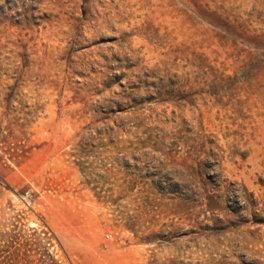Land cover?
I'll return each mask as SVG.
<instances>
[{"label":"rangeland","instance_id":"obj_1","mask_svg":"<svg viewBox=\"0 0 264 264\" xmlns=\"http://www.w3.org/2000/svg\"><path fill=\"white\" fill-rule=\"evenodd\" d=\"M0 264H264V0H0Z\"/></svg>","mask_w":264,"mask_h":264},{"label":"trees","instance_id":"obj_2","mask_svg":"<svg viewBox=\"0 0 264 264\" xmlns=\"http://www.w3.org/2000/svg\"><path fill=\"white\" fill-rule=\"evenodd\" d=\"M162 73H163V76H160V79L157 78L158 80L153 82L155 85H160L158 88L159 89L158 91L169 95L172 93H177L178 91L181 90L177 86L176 81L174 80L173 76L169 73V71L166 67L163 68ZM184 86L193 87L191 76H190V71H188L185 75ZM191 231H193V230H191Z\"/></svg>","mask_w":264,"mask_h":264}]
</instances>
